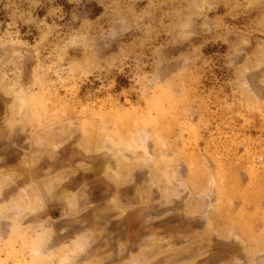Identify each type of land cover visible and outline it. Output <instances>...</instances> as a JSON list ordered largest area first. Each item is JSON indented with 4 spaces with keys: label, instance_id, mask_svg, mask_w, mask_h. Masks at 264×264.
I'll return each mask as SVG.
<instances>
[{
    "label": "rangeland",
    "instance_id": "374dc122",
    "mask_svg": "<svg viewBox=\"0 0 264 264\" xmlns=\"http://www.w3.org/2000/svg\"><path fill=\"white\" fill-rule=\"evenodd\" d=\"M0 264H264V0H0Z\"/></svg>",
    "mask_w": 264,
    "mask_h": 264
}]
</instances>
